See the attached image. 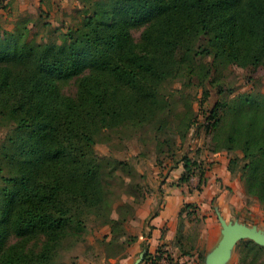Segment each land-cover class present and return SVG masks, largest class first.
<instances>
[{"label":"trees","instance_id":"trees-1","mask_svg":"<svg viewBox=\"0 0 264 264\" xmlns=\"http://www.w3.org/2000/svg\"><path fill=\"white\" fill-rule=\"evenodd\" d=\"M93 5L85 31L59 45L0 35V118L16 126L0 147V264H51L66 240L82 238L85 211L103 198L105 169L113 160L121 164L96 152V137L104 130L154 121L169 105L161 95L167 96L165 86L173 81L191 85L197 76L209 101L212 89L218 96L224 90L217 78L220 67L264 63V0H98ZM142 25L148 26L138 44L131 29ZM69 81L75 96L62 91ZM184 95L175 128L182 146L197 121ZM205 119L212 132L209 151L241 152L229 160V171L234 175L235 164L244 161L239 177L246 193L264 206V93L218 97ZM179 162L180 183L195 174L202 182L201 163L186 155ZM184 210L190 215L194 207L186 204ZM10 237L20 243L44 237L45 244L39 252H26L7 244ZM240 244L247 251L244 263L251 257L250 264H256L264 254V246L252 240ZM143 250L150 253L146 242Z\"/></svg>","mask_w":264,"mask_h":264},{"label":"rangeland","instance_id":"rangeland-1","mask_svg":"<svg viewBox=\"0 0 264 264\" xmlns=\"http://www.w3.org/2000/svg\"><path fill=\"white\" fill-rule=\"evenodd\" d=\"M95 1L98 0H0V35L5 32L23 34L26 42L38 44L68 42L70 35L85 31V16L94 14ZM147 26L131 29L136 43L141 42ZM217 78L224 87L220 96L212 89L210 100L205 99V87L197 76H193L191 85H187L185 80H176L165 86L167 96H161L169 100V105L163 113H157L154 121L138 124L130 121L123 128L104 130L96 137V152L117 159L121 164L113 160L111 166L105 169L107 183L104 195L97 207L85 211L86 229L82 238L79 241L66 240L54 254L51 264H179L169 250L160 245L145 255L143 243L149 245L146 236L150 229L148 220L144 218L148 202L152 199L151 215L159 213L164 207L163 183L176 184L169 180H175L178 174L180 157L204 156L212 148V132L203 122L218 97L232 100L242 93H264V63L246 67L227 64L220 67ZM61 88L66 95L76 94L74 81L62 83ZM183 93L191 102L197 119L184 146L175 129L178 114L184 111ZM160 120H163V127L158 131ZM15 127V123L0 118V147L14 134ZM228 154L230 159L242 157L239 151ZM243 164L244 161L235 164V176L240 175ZM177 181L180 182L179 179ZM3 188L0 183V190ZM236 217L247 227L257 226L264 232V206L255 199H247L246 207ZM219 223L217 220L220 226ZM204 230L205 223L195 219L187 223L181 221V241L174 244L179 250L177 255L180 252L199 253L195 244ZM185 231L188 232L187 240ZM240 242L228 264H250L253 261L249 257L243 262L247 251ZM7 244H17L26 252H39L44 247L45 238L20 243L18 238L10 237ZM201 254V262L205 264L207 252L202 251ZM158 257L160 259H156ZM256 264H264V254L259 256Z\"/></svg>","mask_w":264,"mask_h":264},{"label":"crops","instance_id":"crops-1","mask_svg":"<svg viewBox=\"0 0 264 264\" xmlns=\"http://www.w3.org/2000/svg\"><path fill=\"white\" fill-rule=\"evenodd\" d=\"M206 153L204 156L191 157L192 160L201 163L203 168L202 182H200L199 174H195L189 183H177L184 172L181 163L177 168L178 174L175 176V180L174 178L169 180L175 181L176 184L170 185L168 181L163 183V209H160L159 213L156 212L157 215L149 219L153 205L151 199L144 216L150 225V237H146L150 249L155 250L157 246H162L165 250H169L179 264H203L200 259V252L206 251L207 256L220 240L219 235L222 226L220 223V226L217 224V220L219 221L218 212L227 222L235 220L240 222L241 219H235V217L246 207L247 199H255L259 203L255 197L246 193L239 175L235 176L229 171L230 157L228 152H211L208 150ZM186 204H191L194 207V211L190 215L187 214L186 210L183 211ZM189 210L193 209L190 208ZM194 219L197 222L205 223V230L199 234L196 240L198 242L195 244L199 253H195V251L192 253L180 252L177 255L179 250L174 244L181 241L179 223L181 221L187 223L190 220L194 221ZM185 235L186 239L188 232L185 231Z\"/></svg>","mask_w":264,"mask_h":264},{"label":"water","instance_id":"water-1","mask_svg":"<svg viewBox=\"0 0 264 264\" xmlns=\"http://www.w3.org/2000/svg\"><path fill=\"white\" fill-rule=\"evenodd\" d=\"M218 219L222 226L221 238L206 256V264H226L231 258L234 248L244 239L264 246V232L257 226L247 227L238 221L227 222L219 212Z\"/></svg>","mask_w":264,"mask_h":264}]
</instances>
